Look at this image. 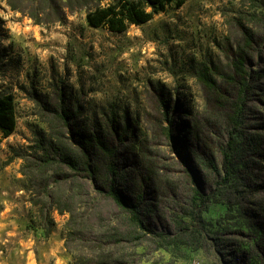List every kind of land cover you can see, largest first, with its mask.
<instances>
[{"label": "rangeland", "instance_id": "obj_1", "mask_svg": "<svg viewBox=\"0 0 264 264\" xmlns=\"http://www.w3.org/2000/svg\"><path fill=\"white\" fill-rule=\"evenodd\" d=\"M109 2L0 0V92L13 96L16 119L0 144V264H70L66 248L87 253L84 235L124 230L126 214L88 183L53 193L61 211L41 217L30 203L31 190L44 184L40 173L55 172L40 168V141L67 142L46 107L61 93L85 122L126 116L144 141L145 160L165 167L156 177L165 187L156 185L157 201L146 214L156 231L177 243L145 236L127 249L116 247L113 256L129 254L135 264H224L214 249L224 240L248 252L241 264H264L253 250L258 245L264 252V0H176L122 33L86 20L89 9ZM240 54L252 73L232 136L230 103L219 95L236 98L228 78ZM201 71L213 88L199 79ZM165 109L177 150L163 133ZM224 154L232 177L217 187L204 159L219 169ZM192 180L206 194L217 193L202 214L201 236L181 216Z\"/></svg>", "mask_w": 264, "mask_h": 264}, {"label": "trees", "instance_id": "obj_2", "mask_svg": "<svg viewBox=\"0 0 264 264\" xmlns=\"http://www.w3.org/2000/svg\"><path fill=\"white\" fill-rule=\"evenodd\" d=\"M174 1L176 0H110L103 7L89 9L86 20L92 27H104L110 32L122 33L128 27L145 23L154 15L164 12ZM182 2L183 0H179V4ZM246 61V57L240 54L234 61L233 77L228 78L229 83L231 81L237 88L236 98L231 100L223 93L219 95L220 100L230 103L231 114L228 115V121L232 136L240 125L242 106L248 93V79L251 78L252 73L244 69ZM198 76L208 88H213L207 73L201 71ZM46 107L65 130L67 142L63 144L60 141H40L38 146L41 151L40 168L54 167L55 172L48 174L49 171H54L48 168L42 171V174L40 173L44 176L42 180L44 184H41L37 190H31L32 206L38 209L41 217L45 211L46 213L53 209L61 211L60 204L55 200L53 193L60 189L71 190L77 183L78 185L88 183L96 196L110 200L126 214L124 230L113 229L102 234L84 235L82 240L85 242L84 247L87 253L78 254L75 249L70 250L67 247V252L72 257L70 264H135V260H128L129 254L123 253L115 257L113 251L116 247L127 249L145 236L157 237L163 245L177 243V238H171L168 234L156 231L148 221L146 214L148 206L153 201H157L156 185H165L156 182L157 172L164 171L165 167L156 168L152 162L145 160L147 152L144 141L138 139L134 126L128 118L112 114L85 122L80 119L79 109L76 106H70L62 93L59 95L58 103ZM166 111L167 109H165L163 120L167 122V125L163 127V133L172 146L176 147L172 121L167 118ZM15 124L13 96L1 91L0 144L14 132ZM176 150L174 148V151ZM230 163L227 154H224V162L219 169L213 159L208 157L204 159V164L216 177L217 187L229 183L232 176L227 168ZM220 171L224 173L222 179ZM62 174L67 175L63 177ZM192 184L189 206L181 216L188 218L193 233L196 232L201 236L204 224L202 214L208 208L210 199L217 193L214 190L206 194L194 180ZM44 217L45 215L43 219ZM43 229L46 235L50 234V230ZM237 233L247 237L242 232ZM196 248L201 247L199 245ZM214 249L224 264L232 260L241 264L248 257L246 250L238 251L233 243L230 244L224 240L215 242ZM253 250L258 252L260 260H264V252L258 245H254Z\"/></svg>", "mask_w": 264, "mask_h": 264}]
</instances>
